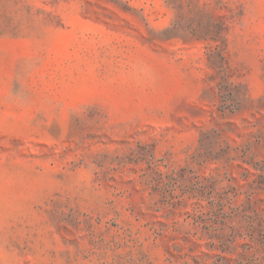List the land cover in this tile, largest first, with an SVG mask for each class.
<instances>
[{
  "label": "rangeland",
  "instance_id": "rangeland-1",
  "mask_svg": "<svg viewBox=\"0 0 264 264\" xmlns=\"http://www.w3.org/2000/svg\"><path fill=\"white\" fill-rule=\"evenodd\" d=\"M0 264H264V0H0Z\"/></svg>",
  "mask_w": 264,
  "mask_h": 264
}]
</instances>
